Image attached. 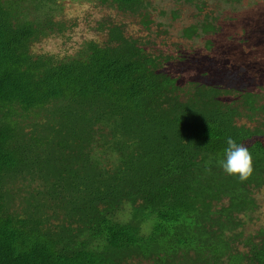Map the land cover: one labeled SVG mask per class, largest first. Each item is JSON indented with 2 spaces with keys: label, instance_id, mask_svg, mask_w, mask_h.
Returning <instances> with one entry per match:
<instances>
[{
  "label": "trees",
  "instance_id": "obj_1",
  "mask_svg": "<svg viewBox=\"0 0 264 264\" xmlns=\"http://www.w3.org/2000/svg\"><path fill=\"white\" fill-rule=\"evenodd\" d=\"M61 10L0 0V264H264V81L210 56L218 18L183 30L202 56L108 18L73 54L37 51L77 26ZM229 136L253 156L246 181L218 163Z\"/></svg>",
  "mask_w": 264,
  "mask_h": 264
},
{
  "label": "rangeland",
  "instance_id": "obj_2",
  "mask_svg": "<svg viewBox=\"0 0 264 264\" xmlns=\"http://www.w3.org/2000/svg\"><path fill=\"white\" fill-rule=\"evenodd\" d=\"M140 11L122 12L116 6L102 0H58L62 8L59 19L76 22L72 32L64 37L52 36L36 47L37 51H47L60 57L73 54L87 38L102 40L104 34L93 27L98 21L108 18L123 24L126 33L148 44L152 52L174 53L178 45L207 54L205 39L183 38V30L202 21L206 15L218 18L224 30L213 37L216 45L210 56L218 64L237 69L247 67L246 76L264 81V0H146ZM205 6L201 12L199 6ZM211 38V37H210ZM201 64L209 66L208 60ZM201 67V68H202ZM261 204L260 223L264 222V190L257 194ZM255 227L247 225L246 231Z\"/></svg>",
  "mask_w": 264,
  "mask_h": 264
},
{
  "label": "clouds",
  "instance_id": "obj_3",
  "mask_svg": "<svg viewBox=\"0 0 264 264\" xmlns=\"http://www.w3.org/2000/svg\"><path fill=\"white\" fill-rule=\"evenodd\" d=\"M211 127V126H210ZM211 142V140L209 141ZM226 159L218 161L219 165L229 175H236L240 181H246L253 173V156L245 145L237 143L232 137H227Z\"/></svg>",
  "mask_w": 264,
  "mask_h": 264
}]
</instances>
